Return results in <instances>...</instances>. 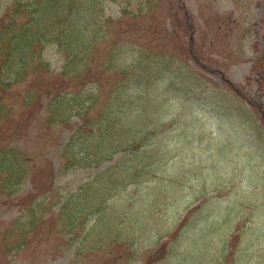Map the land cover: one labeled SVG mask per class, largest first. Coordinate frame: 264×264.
I'll use <instances>...</instances> for the list:
<instances>
[{"label": "rangeland", "instance_id": "374dc122", "mask_svg": "<svg viewBox=\"0 0 264 264\" xmlns=\"http://www.w3.org/2000/svg\"><path fill=\"white\" fill-rule=\"evenodd\" d=\"M81 3L61 14L101 43L62 125L25 104L36 74L0 93V154L29 157L21 185L0 169V264H264V0ZM76 127L97 163L64 158Z\"/></svg>", "mask_w": 264, "mask_h": 264}, {"label": "trees", "instance_id": "16d2710c", "mask_svg": "<svg viewBox=\"0 0 264 264\" xmlns=\"http://www.w3.org/2000/svg\"><path fill=\"white\" fill-rule=\"evenodd\" d=\"M76 6H82L81 0L70 2L66 0H17L3 13H0V81L3 84L5 81L8 84L13 81H22L32 73L44 75L48 72L49 68L42 59V51L50 42H57L59 47L67 51L66 57L69 59L71 73L79 75L85 70L83 55L80 63L79 53L69 54V51L74 50L75 43L64 41L62 38V32L67 34L73 31L71 36L75 37L84 34L68 27L65 14H61V11ZM33 8L39 10L29 13ZM58 26L62 28L61 34H58ZM76 59L80 65L74 64ZM66 73V68H64L62 74ZM51 108L52 103H49L47 106L49 120L53 123H62L67 116L63 108ZM2 150L0 169L7 172V180L12 184L21 185L27 174V156L18 148L8 147Z\"/></svg>", "mask_w": 264, "mask_h": 264}]
</instances>
